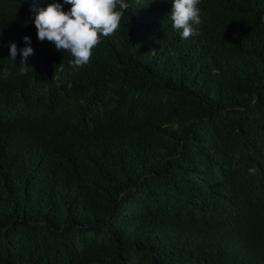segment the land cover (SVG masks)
<instances>
[{
    "label": "trees",
    "instance_id": "16d2710c",
    "mask_svg": "<svg viewBox=\"0 0 264 264\" xmlns=\"http://www.w3.org/2000/svg\"><path fill=\"white\" fill-rule=\"evenodd\" d=\"M54 2L0 0V264H264V0L189 38L127 0L83 66L37 38Z\"/></svg>",
    "mask_w": 264,
    "mask_h": 264
},
{
    "label": "clouds",
    "instance_id": "9594fccd",
    "mask_svg": "<svg viewBox=\"0 0 264 264\" xmlns=\"http://www.w3.org/2000/svg\"><path fill=\"white\" fill-rule=\"evenodd\" d=\"M64 3L72 5L69 12L62 10V4L54 2L39 10L33 23L37 38L41 42H52L57 51H70L75 66L89 63L92 50L101 43V37L111 36L120 26L125 11L132 6L127 0H64ZM199 3L200 0H173L172 26L180 31L182 38L200 34L199 26L203 21L197 7ZM23 39L28 46L18 49L15 43H10L7 47L12 61L20 54V74L26 75L32 68L27 65V59L33 54V48L29 36ZM256 171V168L248 169L251 175Z\"/></svg>",
    "mask_w": 264,
    "mask_h": 264
}]
</instances>
